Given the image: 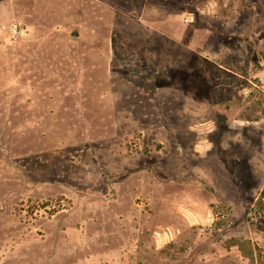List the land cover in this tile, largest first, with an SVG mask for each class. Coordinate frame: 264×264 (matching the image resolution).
I'll return each mask as SVG.
<instances>
[{"label": "rangeland", "instance_id": "1", "mask_svg": "<svg viewBox=\"0 0 264 264\" xmlns=\"http://www.w3.org/2000/svg\"><path fill=\"white\" fill-rule=\"evenodd\" d=\"M0 264H264V0H0Z\"/></svg>", "mask_w": 264, "mask_h": 264}, {"label": "built area", "instance_id": "2", "mask_svg": "<svg viewBox=\"0 0 264 264\" xmlns=\"http://www.w3.org/2000/svg\"><path fill=\"white\" fill-rule=\"evenodd\" d=\"M16 29H17V26L14 24V25L12 26V30H13V31H16Z\"/></svg>", "mask_w": 264, "mask_h": 264}]
</instances>
